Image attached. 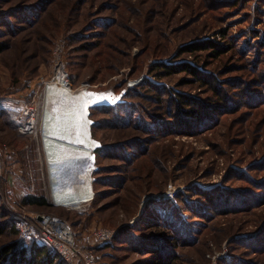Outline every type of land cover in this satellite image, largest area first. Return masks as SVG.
I'll return each mask as SVG.
<instances>
[{"label":"rangeland","instance_id":"obj_1","mask_svg":"<svg viewBox=\"0 0 264 264\" xmlns=\"http://www.w3.org/2000/svg\"><path fill=\"white\" fill-rule=\"evenodd\" d=\"M0 49V261L42 245L8 205L51 213L24 202L86 181L28 126L62 66L74 90L116 96L91 108L104 148L86 211L58 214L81 240L116 233L102 264H264V0H0ZM172 193L178 215L156 204Z\"/></svg>","mask_w":264,"mask_h":264},{"label":"bare ground","instance_id":"obj_2","mask_svg":"<svg viewBox=\"0 0 264 264\" xmlns=\"http://www.w3.org/2000/svg\"><path fill=\"white\" fill-rule=\"evenodd\" d=\"M45 87L44 116L41 123L34 124L33 127L40 125L48 161L53 163L68 158L91 156L100 147V143L92 135L91 108L110 106L116 96L110 92L91 91L87 87L74 90L62 67L57 69L55 77ZM91 174L92 171H88L82 176L86 181L75 186L74 194L67 192L65 188L58 192L59 195H55L54 201L58 199L64 206L90 201L93 192Z\"/></svg>","mask_w":264,"mask_h":264},{"label":"built area","instance_id":"obj_3","mask_svg":"<svg viewBox=\"0 0 264 264\" xmlns=\"http://www.w3.org/2000/svg\"><path fill=\"white\" fill-rule=\"evenodd\" d=\"M62 71L65 74L63 68ZM32 122L28 126L34 129ZM22 133L24 134L23 130ZM51 185L52 188L49 190L50 200H48L52 203L54 209L66 208L73 211H86V208L83 210L75 205L64 206L58 199L55 202V195H59L58 192L60 190L57 187L54 188L53 181ZM59 197L61 198V196ZM174 197L175 195L172 193L161 198L172 200ZM86 202L84 203L86 204ZM7 211L18 222L20 237L28 239L36 237L43 245L49 247L65 261L66 264H102L99 254L100 250L116 238V233L111 229L97 228L92 230L88 237L81 240L72 223L55 211L47 214H33L23 209L18 203L8 205Z\"/></svg>","mask_w":264,"mask_h":264},{"label":"trees","instance_id":"obj_4","mask_svg":"<svg viewBox=\"0 0 264 264\" xmlns=\"http://www.w3.org/2000/svg\"><path fill=\"white\" fill-rule=\"evenodd\" d=\"M198 50H201V47L195 46V47H192V49L189 50V51H191V53L194 54ZM183 69L188 70V67L187 68L185 67ZM165 73L171 75V74L176 73V71H174L173 69L168 67V71L166 70ZM102 108L103 107H101L100 109H102ZM207 122L208 121H206L205 123H207ZM92 135L94 137L93 126H92ZM103 148H104V146L101 145L100 148L98 150H96L95 153H94L95 154L96 164H97V159L100 156V153L103 151ZM99 170L100 169L98 168L94 174L96 175V173H98ZM95 182H96V184H95ZM93 185L96 187V185H98V180L97 181L95 180L93 182ZM95 198H96V194H94V198L92 200V204L95 201ZM156 204L160 205L159 208L163 207L164 209H166V208L169 209L168 207L170 206V210L173 213L176 212V214L178 215L177 209L175 208V205H173L172 202H170L169 200H166V202H157ZM24 205H34V206H46V205H48L49 208L52 209L51 211H55L57 214H59V211L60 212L61 211L62 212H68V213H73V212L80 213V212H77V211L68 210L66 208L54 209L52 203L46 197L33 196V197H30V198H27L25 200V202H24ZM161 210H163V209L161 208ZM159 213H160V211H159ZM169 214L166 217L163 216L164 220L169 222V224H175V225L179 226L177 221L174 219L176 217V215L174 214V217L173 216L171 217ZM8 221L9 222L7 224H9V223L11 224L12 223L13 232L17 231V233H19L17 220L8 216ZM163 240H164V238L163 239L161 238L162 242L160 241V243H158L156 241L145 242V243H148L149 247H146L145 245H144V247L149 249L150 247H153L154 244H163L164 243ZM115 241H116V238L112 242H110L109 244L105 245L103 247V249L104 248H112V247H114L113 245L115 244ZM154 248L157 249V246L154 247ZM13 249H15V247H13ZM13 249H12V247H10V249H9V247H8V249H5L3 255L1 256L2 259L0 261V264H4V260L3 259L5 257H8L10 255V254L8 255V253L10 251H12ZM168 250H169L168 247L166 249H163V252H162V254H164L163 256L167 257V254H168L167 251ZM7 264H66V263L55 252H53L49 247H47V246H45L43 244L39 245L36 242H34L27 248H24V249L21 248V249L15 250L14 253H12L9 256Z\"/></svg>","mask_w":264,"mask_h":264},{"label":"clouds","instance_id":"obj_5","mask_svg":"<svg viewBox=\"0 0 264 264\" xmlns=\"http://www.w3.org/2000/svg\"><path fill=\"white\" fill-rule=\"evenodd\" d=\"M75 160V159H74ZM75 163H70L69 164V170H66V171H71V174H70V178H69V183L73 184V183H77L79 181V179L81 178V175L87 173L85 171V169H80L78 168V165L80 164L79 162L77 161H74ZM79 171H85L83 172L81 175L79 174ZM93 174V173H92ZM91 174V175H92Z\"/></svg>","mask_w":264,"mask_h":264}]
</instances>
